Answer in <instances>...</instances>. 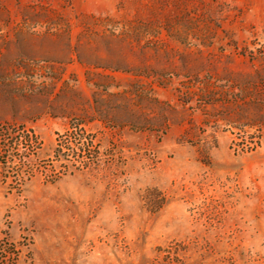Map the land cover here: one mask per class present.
Segmentation results:
<instances>
[{
    "label": "rangeland",
    "instance_id": "obj_1",
    "mask_svg": "<svg viewBox=\"0 0 264 264\" xmlns=\"http://www.w3.org/2000/svg\"><path fill=\"white\" fill-rule=\"evenodd\" d=\"M99 113L98 169L0 180V264H264V0H0V125L50 170Z\"/></svg>",
    "mask_w": 264,
    "mask_h": 264
},
{
    "label": "trees",
    "instance_id": "obj_2",
    "mask_svg": "<svg viewBox=\"0 0 264 264\" xmlns=\"http://www.w3.org/2000/svg\"><path fill=\"white\" fill-rule=\"evenodd\" d=\"M107 120V115L103 113L90 119L72 118L68 130L58 134L53 159L48 161L52 166L50 170L47 167L42 169L36 163L42 141L32 129L23 124L0 125L1 182L8 184L10 192L16 190L21 193L36 171L44 174L50 182H55L62 176L98 169L103 161L101 143L97 134L87 130L86 126L93 121L107 124ZM2 251L9 256L19 254L5 248Z\"/></svg>",
    "mask_w": 264,
    "mask_h": 264
}]
</instances>
